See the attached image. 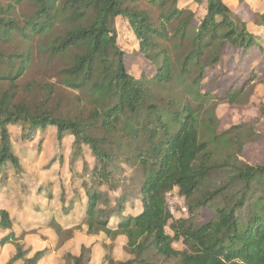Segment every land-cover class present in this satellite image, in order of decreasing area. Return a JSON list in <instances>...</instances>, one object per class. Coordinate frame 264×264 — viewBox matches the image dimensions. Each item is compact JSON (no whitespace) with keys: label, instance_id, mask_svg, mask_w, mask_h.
Wrapping results in <instances>:
<instances>
[{"label":"trees","instance_id":"obj_1","mask_svg":"<svg viewBox=\"0 0 264 264\" xmlns=\"http://www.w3.org/2000/svg\"><path fill=\"white\" fill-rule=\"evenodd\" d=\"M141 1L160 10L158 22L150 9L141 8ZM177 1L13 0L5 6L0 2V43L19 35L27 44L24 50L9 54L0 50V61H7L9 67L0 71V187L6 185L9 168L15 174L22 171L9 127L18 126L19 138L26 142L53 127L59 148L65 136L73 138L70 165L85 145L96 162L89 169L91 183L79 182L72 197L67 199L64 185L59 183L62 216L84 199L81 218L73 227L63 228L55 217L44 223L59 236V244L84 227L88 235L103 233L112 240L124 236L129 258L114 261L106 255L107 264H264V164L251 165L229 156L214 164L209 144L220 138L211 131L216 117L211 111L203 118L200 112L214 98L209 90L218 74L213 71L209 86L205 78L219 63L221 51L227 45L243 53L254 48L264 62L263 40L248 31L225 0H192L205 7L196 23H192L193 12L179 8ZM24 2L31 12L20 26L11 12L15 4ZM117 17L126 19L137 40V52L155 68L150 78L127 71L126 54L117 44ZM256 22L264 25V12ZM36 39H40L37 47L48 57L66 60L59 76L67 87L85 95L90 103L87 116L62 115L51 107V83L37 84L45 92L37 101L18 97L17 81L31 64L30 42ZM255 78L252 69L240 88L231 85L221 99L238 103ZM4 82L8 86L1 89ZM168 84L179 88L182 96L191 97L194 106L171 96L161 106L155 99L149 100L152 88L167 90ZM28 88L33 90L32 85ZM201 126L211 131L210 141L200 136ZM98 129L101 135L95 134ZM112 143L128 149L124 161L138 168L136 182L130 179L124 185L115 179L114 172L120 168ZM220 167L225 180L210 187L208 177ZM52 186L41 183L30 192L52 201ZM175 188L187 204L186 217L174 218L169 210L166 195ZM117 189L120 193L112 199L109 191ZM135 199L140 210L133 213L129 208ZM202 207L213 213L206 223L197 221ZM32 208L40 209L37 205ZM14 226L9 210L0 208V247L10 244L15 249L6 264H37L48 249L29 256L23 243L27 233ZM178 241L181 249L174 245ZM86 252L82 246L80 254L66 253L65 264H87Z\"/></svg>","mask_w":264,"mask_h":264},{"label":"rangeland","instance_id":"obj_2","mask_svg":"<svg viewBox=\"0 0 264 264\" xmlns=\"http://www.w3.org/2000/svg\"><path fill=\"white\" fill-rule=\"evenodd\" d=\"M5 6L13 3V0H0ZM226 5L246 23L248 31L258 35L263 40L264 48V25L256 22L258 15L264 12V0H225ZM141 8L150 9L151 17L158 22L160 10L155 6H151L145 1L139 3ZM179 8H186L193 12L192 23H196L205 12L202 4L195 3L192 0H178ZM31 12L30 6L24 2L15 4L12 17L16 19L20 26L23 25L25 16ZM118 39L117 44L124 51L127 71L131 75L139 76L144 74L146 78H150L155 73V68L150 66L141 54L137 52V40L132 32L128 22L123 17H117L114 22ZM36 39L30 42L33 59L26 73L17 81L16 92L19 98L37 101L40 92L37 87L39 84L51 83L54 86V92L51 97V107L57 108V112L65 115L87 116L90 110V103L85 95L77 90L67 87L59 76L67 62L62 57H48L47 54L40 51L37 47ZM27 44L22 41L19 35L8 43H0V50L9 54L13 51L24 50ZM7 61H0V71H8ZM252 69L256 70V78L247 90L240 96L239 102L229 104L222 100L223 93L231 85L240 88L241 84L249 76ZM216 71L218 79L214 82L211 91L213 99H208L204 103V107L200 111L201 117H208L212 111L216 117L211 124L212 133L219 135L217 142H210L209 146L213 151V163L218 164L227 156L237 159L241 162L255 165L264 164V113H261V107H264V62L262 56L257 49H250L241 52L227 45L220 53V60L216 66L207 71L205 83L209 86L212 82L211 75ZM38 84V85H37ZM33 86V90L28 88ZM8 86V82L2 84L4 89ZM167 90L152 88L153 98L158 104L164 105L170 96L171 98H180L181 102L188 101L192 106L194 102L191 97L182 96L181 90L175 85H167ZM204 87V85H203ZM206 88V87H205ZM172 94H178L175 96ZM18 98V99H19ZM152 98V99H151ZM79 99V100H78ZM154 100V101H155ZM174 102V101H173ZM264 110V108H262ZM217 119V120H216ZM11 140L14 146V152L18 157L22 171L18 174L14 173V169L7 170L8 180L4 187H0V206H6L13 217L15 228L17 231H24L27 234L23 237L24 247L29 249L28 255L31 256L36 251L48 249L47 253L38 261L37 264H65L64 255L66 253L80 254L81 247L88 249L86 256L87 264H107L106 255L114 261H124L129 256L124 251V238L117 237L115 240L108 238L105 234L88 235L85 230H74L72 238L62 240L59 244V236L49 227L43 226L50 218V214L43 213L40 209L30 207L28 193L31 188L37 187L41 183H50L51 191L54 189L56 198L59 195V183H63V192L66 191V197H72L73 188H77L79 182L83 180L90 184L92 177L89 175V169L96 165L89 146H83L81 154L74 157L75 163L69 164L73 151L71 144L73 138L65 136L63 139V147L59 148L56 141L55 129L47 127L43 134H37L35 139L26 142L22 141L20 136V128L16 125L9 127ZM200 136L203 139H212L209 132L203 126L200 129ZM215 130V131H214ZM101 135L102 131L98 129L95 133ZM222 134V136H220ZM118 143V142H117ZM112 143L116 149L118 171L114 172L115 179H119L124 185L130 184L138 179V168L124 161L128 155V149L123 144ZM59 156L63 157V161L58 162ZM71 167V168H70ZM223 167L216 168L208 177V185L215 187L224 182V175L220 170ZM69 169V170H67ZM71 169V172H70ZM106 186L102 188L105 189ZM78 192L82 190L78 188ZM120 190L109 191L110 197L114 199ZM65 195V193H64ZM168 206L174 218L186 217L185 200L179 196L177 189H173L166 195ZM35 201V200H34ZM26 202L25 206H22ZM43 203L46 200L43 199ZM53 202L44 204L43 208H51ZM57 203V201H56ZM185 208V209H184ZM140 210V204L137 199L133 200L130 212ZM61 211V206L57 203L56 212ZM197 221L206 223L212 219L213 213L208 208L202 207L197 211ZM62 216V215H61ZM65 217V216H63ZM65 224L63 228L73 227L75 220L72 218H63ZM71 221H73L71 223ZM59 222V221H58ZM170 234L169 228L166 229ZM67 234H64V238ZM72 241V242H70ZM106 245V246H105ZM178 249L182 248L178 241L175 244ZM7 246L0 247V264H6L8 259L14 254L15 249L7 251ZM14 264H22L17 261Z\"/></svg>","mask_w":264,"mask_h":264},{"label":"crops","instance_id":"obj_3","mask_svg":"<svg viewBox=\"0 0 264 264\" xmlns=\"http://www.w3.org/2000/svg\"><path fill=\"white\" fill-rule=\"evenodd\" d=\"M54 192L55 191L53 189V194H54L53 200L52 201H46V203H43V199H44L43 196L39 193L34 194L33 191H31L30 194L28 195V198L30 200V204H29L30 207L32 208V206H35V205L39 206L41 208V211H43V213H48V214H50V217H55L63 227L70 225V224H65V221L63 219V218H67V216L69 218H72L73 221L75 220L74 224H76L78 222V220H80V218H81V213H82V207L81 206H83V204H84V199H82L81 201L77 200V202L74 205L73 211L69 215L63 217V216H61V211L56 212L57 203L60 204V202L58 200V197L56 198V195ZM68 198L69 197H67V199ZM56 201H57V203H56ZM48 202H53L52 207L51 208H43L42 206H44V204H48ZM25 205H26V202H23L22 206H25ZM60 206H61V204H60ZM0 208H6L7 209L6 206H0ZM73 221H71V223ZM81 230H85V228L83 227ZM1 235H2V232H0V237H1ZM118 237L124 238V236H122V235H119ZM123 240H125V238ZM70 242H72V241H70ZM4 246H7V248H8L7 251L13 250V246L10 244H6ZM72 254L77 255V253H75V252H73Z\"/></svg>","mask_w":264,"mask_h":264},{"label":"built area","instance_id":"obj_4","mask_svg":"<svg viewBox=\"0 0 264 264\" xmlns=\"http://www.w3.org/2000/svg\"><path fill=\"white\" fill-rule=\"evenodd\" d=\"M170 193V192H169ZM169 193H167V194H169ZM183 198V197H182ZM185 209V208H184ZM169 210H170V212H171V209H170V207H169Z\"/></svg>","mask_w":264,"mask_h":264}]
</instances>
